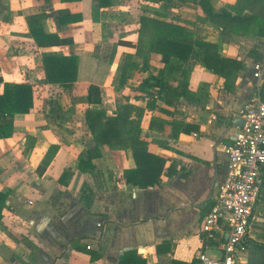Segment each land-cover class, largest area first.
Here are the masks:
<instances>
[{
	"label": "crops",
	"instance_id": "1",
	"mask_svg": "<svg viewBox=\"0 0 264 264\" xmlns=\"http://www.w3.org/2000/svg\"><path fill=\"white\" fill-rule=\"evenodd\" d=\"M108 1L111 5L103 7L101 0H0V77L4 83L32 84L36 98L30 113L14 117L13 136L0 140V193L10 192L6 206L13 212L12 217L5 210L0 220V264H119L129 251H138L147 264H198L201 251L221 257L226 234L216 229L208 240L200 226L227 178L224 148L235 143L241 128L234 122L254 92L253 69L257 63L264 65V37L222 33L194 2ZM210 1L216 10L237 2ZM175 5L181 7L176 12L182 20L163 14L174 11ZM60 11L81 20L61 24ZM36 15H46V34L73 44L37 47L26 22ZM143 15L193 30L217 45L221 57L240 62L236 90L228 93L225 79L193 58L187 66L189 96L177 104L156 99L146 105L142 98L149 94L141 90L142 82L164 67L157 54L148 72H133L124 87L115 88L126 56L136 54ZM48 56L81 58L80 78L70 91L47 83L43 58ZM92 83L101 89V106L87 103ZM80 101L85 109H101L108 116L126 101L146 110L142 138L151 154L167 160L161 185L140 188L126 183L125 172L136 168L131 150L102 147L95 169L81 171L79 162L90 146L82 130L87 110L53 115L56 106L68 110ZM52 146L59 150L47 155ZM248 242L237 264H264V187Z\"/></svg>",
	"mask_w": 264,
	"mask_h": 264
},
{
	"label": "trees",
	"instance_id": "2",
	"mask_svg": "<svg viewBox=\"0 0 264 264\" xmlns=\"http://www.w3.org/2000/svg\"><path fill=\"white\" fill-rule=\"evenodd\" d=\"M142 1L159 4L175 0ZM178 1L196 3L207 17L208 23L222 33L240 37H264V0H237L234 6L220 10H216L210 0ZM110 3L108 0H101L103 7L111 5ZM45 18L46 15H36L26 19L30 35L37 47H64L73 44V40L63 39L58 34H46L42 25ZM58 19L61 24H66L80 21L81 17L60 11ZM135 49V55L126 56L118 89L129 82L133 72H148L152 55L157 54L162 56L163 69L157 76H150L141 85L143 92L157 96V99L169 104H177L181 98L189 96L190 71L187 66L193 58L202 61L207 69L224 78L225 90L228 93L236 90L238 72L242 64L237 60L221 57L217 45L205 42L197 37L195 31L178 23L166 22L148 15L141 16ZM93 61L97 65L100 64L98 60ZM43 67L49 85L70 91L79 81L81 58L48 56L43 58ZM2 83L4 81L0 77V84ZM151 88L158 90L151 92L149 91ZM35 100L32 84L4 83V92L0 95V140L13 136L14 117L18 114L30 113L35 108ZM87 103L92 107L101 106L103 103L101 89L95 83H92L88 89ZM145 111L144 108L135 106L129 101L118 104L113 116H108L107 112L101 109H88L82 118V130L90 146L79 162L81 171L87 173L95 169V160L102 158V147H108L111 151L131 150L136 168L125 172L123 178L126 183L140 188L161 185L167 160L151 154L148 143L142 138V120ZM65 115L62 114L63 117ZM174 131L173 137L177 139L179 133L176 124ZM58 150V147L52 146L47 155ZM65 175L66 173L61 176L59 182L64 180ZM9 193H0V220L5 210L6 214L13 217L12 210L6 206ZM119 264H147V261L138 251H129L121 257Z\"/></svg>",
	"mask_w": 264,
	"mask_h": 264
},
{
	"label": "built area",
	"instance_id": "3",
	"mask_svg": "<svg viewBox=\"0 0 264 264\" xmlns=\"http://www.w3.org/2000/svg\"><path fill=\"white\" fill-rule=\"evenodd\" d=\"M253 71L254 92L238 114L244 126L235 143L224 148L229 162L227 178L214 207L200 226L208 240L214 238L216 229L226 234L222 254L213 258L201 251L197 255L198 264H237L249 247L248 233L264 187V65L257 63ZM142 99L149 105L157 96L145 95Z\"/></svg>",
	"mask_w": 264,
	"mask_h": 264
},
{
	"label": "rangeland",
	"instance_id": "4",
	"mask_svg": "<svg viewBox=\"0 0 264 264\" xmlns=\"http://www.w3.org/2000/svg\"><path fill=\"white\" fill-rule=\"evenodd\" d=\"M180 8L181 7H178V6L175 5V7L173 8L174 11H169V12H166V13H163V14H165L166 15L165 17L168 18V19H170V20H178V19L182 20L181 16L178 15L177 12H176V10H180ZM147 11H149V10H147ZM120 59H121V57L120 58H115L114 62H117L118 63ZM85 74L88 76V73L87 72ZM118 83H119V77L116 78L115 88H118ZM85 108L86 107H85L84 103H82L81 101L76 104V108L74 106L73 108H71V109L69 108L68 110H67V108L61 107L59 105V106H56L55 107V111L53 112V115H54V117L59 118V116H61L62 113L63 114L64 113H68L69 110H73L74 113H79V112L82 113L85 110H87Z\"/></svg>",
	"mask_w": 264,
	"mask_h": 264
},
{
	"label": "water",
	"instance_id": "5",
	"mask_svg": "<svg viewBox=\"0 0 264 264\" xmlns=\"http://www.w3.org/2000/svg\"><path fill=\"white\" fill-rule=\"evenodd\" d=\"M234 124L242 128L244 126V120L241 118H237Z\"/></svg>",
	"mask_w": 264,
	"mask_h": 264
}]
</instances>
